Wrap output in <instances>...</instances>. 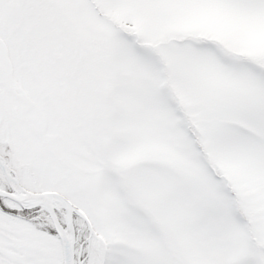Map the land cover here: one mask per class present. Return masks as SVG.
Segmentation results:
<instances>
[{"label":"snow or ice","instance_id":"6c2138e0","mask_svg":"<svg viewBox=\"0 0 264 264\" xmlns=\"http://www.w3.org/2000/svg\"><path fill=\"white\" fill-rule=\"evenodd\" d=\"M0 264H264V0H0Z\"/></svg>","mask_w":264,"mask_h":264}]
</instances>
